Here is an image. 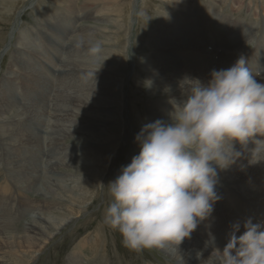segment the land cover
<instances>
[{
	"label": "rangeland",
	"instance_id": "obj_1",
	"mask_svg": "<svg viewBox=\"0 0 264 264\" xmlns=\"http://www.w3.org/2000/svg\"><path fill=\"white\" fill-rule=\"evenodd\" d=\"M85 13L89 17L78 19L76 28L87 25L81 34H90L94 41L101 43L102 51L98 57L90 56L87 46L83 47L82 54H72L70 45L75 34L67 37L64 45L59 39L49 44V40L44 38L51 33L50 25L71 24L73 17L78 14L85 16ZM188 24L192 27L187 29L186 32L191 33L187 37L186 32L180 31ZM219 24L221 27H218ZM13 27L17 28L9 42ZM25 42H34L32 50L35 55L32 54L26 63L21 64L15 57L16 46ZM164 43L177 46L174 50L178 57L165 58V54L161 53V44ZM6 44L7 50L3 56L0 55L1 97L16 98L23 101L21 105H31L39 100L45 102L47 98L56 100V83L62 85V90L72 91L82 87L81 90L88 89L91 93H80L88 97L85 100L90 106L83 110L84 115L82 111H76L74 117L75 122L87 125L89 136L83 128L81 133L65 138L63 144L73 148L75 153L68 155L71 157L68 163L61 165L60 162L52 172H46V176L51 175L54 179L48 197L37 191L41 182L43 185V179L37 180L36 184L28 181L20 189L7 178H11L10 166L5 160V151L0 148V196L12 203V207H3L2 215L7 216V220H3V226H0V250H3L0 251V264H13L12 255L18 258L17 264H178L157 247L130 250L124 246L120 233L103 223L104 211L112 199L108 184L120 174L123 166L131 163L133 156L139 154L140 145L135 137L141 127L156 120L170 122L174 103L181 104L179 100L187 99L178 87L185 78L198 79L207 84L213 69L229 68L243 56L253 73L262 71V78L256 76V79L264 83V0H0V52ZM234 44L243 46L244 51L230 52ZM228 51L230 53L226 56L235 58V61H230L231 64L222 57ZM85 52L86 55L83 54ZM67 55L66 62H77L78 67L71 65L68 73L62 75L60 62ZM79 55L83 58H78ZM163 68L166 71L161 70ZM96 69L103 79L93 85L91 79L99 78V75H91ZM74 80H80V86L72 83ZM30 89L35 91L31 95ZM63 94L58 102L71 105L70 94ZM26 112L28 114L29 111ZM14 113H17L15 109L1 118L7 120L16 115ZM28 120L36 121L26 118L20 133L28 135ZM46 121L45 114L42 123L45 125ZM1 134L0 131V137ZM38 138L39 134L34 139ZM261 139L264 137L257 134L244 147L233 141L236 150L241 153L236 159L238 162L223 170L217 169L220 176L216 185L219 200L207 219L223 229L224 245L233 231V225L239 223L243 227L245 222L235 215L238 207L251 212L259 207L264 213V144L257 146L253 143ZM35 149L37 151V147ZM250 154L252 163L247 160ZM239 164L240 172L237 170ZM259 192H262L261 197ZM251 201H259L261 205ZM248 203L249 209H246ZM39 205L45 208L43 215L51 219L52 225L40 232L37 244L41 243L36 247L37 244L32 245L25 239L27 232L24 225ZM226 210L231 214H226ZM14 212L16 216L22 215L15 217ZM223 218L225 220L222 221ZM235 221L238 223L235 224ZM61 222L63 227L56 230V224ZM240 229L238 232L242 234ZM196 238L191 235L189 239ZM74 255L73 261L68 259Z\"/></svg>",
	"mask_w": 264,
	"mask_h": 264
},
{
	"label": "clouds",
	"instance_id": "obj_2",
	"mask_svg": "<svg viewBox=\"0 0 264 264\" xmlns=\"http://www.w3.org/2000/svg\"><path fill=\"white\" fill-rule=\"evenodd\" d=\"M72 43L87 46L92 57L102 51L90 34H76ZM261 73H253L241 56L227 69H213L207 84L185 78L178 87L187 99L174 103L170 122L141 127L135 137L139 154L109 182L112 199L103 215L125 247L178 246L211 215L219 200L217 169L241 155L233 141L244 147L257 134L264 137V83L256 79ZM253 142L258 146L264 139ZM243 228L237 236L239 225H233L222 250L211 238L217 264H264V226L248 219Z\"/></svg>",
	"mask_w": 264,
	"mask_h": 264
},
{
	"label": "bare ground",
	"instance_id": "obj_3",
	"mask_svg": "<svg viewBox=\"0 0 264 264\" xmlns=\"http://www.w3.org/2000/svg\"><path fill=\"white\" fill-rule=\"evenodd\" d=\"M183 8V7H182ZM232 9V8H231ZM20 15V13L18 14V16ZM92 15V14H90ZM214 15V14H213ZM89 17V14L85 13L84 15H76L75 17L72 18L71 24L66 25L65 23H57V24H53L50 25L49 27V31L51 33H47L46 35L48 36H44V38H47L49 40V44L51 42H55V39H59L61 41V45H64L63 42L66 41L67 37H69L70 35L73 34H81L83 31H85V27L87 25H81L80 28L78 26V28H76V22L78 21V19H82V18H86ZM218 19V18H216ZM208 20V19H207ZM17 23V22H16ZM18 24V23H17ZM191 24L186 25V27L184 28L183 31L181 32H186L188 28H191ZM218 27H221V24L218 25ZM17 28V27H16ZM15 27H13L11 29L10 35H9V42L12 40V36L13 33L16 30ZM191 33L186 32V36H190ZM234 36V35H233ZM50 37V38H49ZM237 37V36H236ZM241 36H239L240 38ZM243 37V36H242ZM238 38V39H239ZM28 40V39H27ZM66 43V42H65ZM231 43V42H230ZM182 44H186V43H182ZM34 45V42H28L25 44L22 43L21 45L16 46V55L15 57L19 59V62L21 64H24V62L26 63L27 60L29 59V57L34 54L35 52L32 50V46ZM66 45V44H65ZM170 46H168L166 43L161 44V53L165 54V58H168L169 56L175 58L178 57L175 53V50L177 48V46H173L171 44H169ZM67 46V45H66ZM8 48V44H6L4 46V48L1 50L0 55L4 54V52L7 50ZM243 46H240L239 44H237L235 46L232 45L230 47V52L232 53H241L240 51L242 50ZM188 49V48H187ZM84 50V48H76L74 47L73 43H71L70 45V51L72 52V54L77 55V54H82V51ZM177 50V49H176ZM207 54V51L205 49H203ZM187 51V50H186ZM226 52L222 54L223 59L227 58L229 60V63L231 60L235 58L228 57L226 55H229L230 52ZM244 51V50H242ZM188 52V51H187ZM183 53V52H182ZM84 55H86V52L83 53ZM204 53L202 54L203 56H205L206 61L208 60V57L205 55ZM237 55V54H236ZM3 56V55H2ZM231 56V55H230ZM237 57V56H236ZM78 58L82 59L83 56L79 55ZM68 59V55L64 56L60 62V67H61V74H65L68 73L69 71V67L72 65L74 67H78L76 64L77 62H73L68 63L66 62ZM238 59V58H237ZM209 61V60H208ZM223 61V60H222ZM258 61V60H257ZM263 63V62H262ZM168 64V63H166ZM164 64V65H166ZM231 64V63H230ZM233 64V62H232ZM228 65V64H226ZM204 67V66H203ZM202 67V68H203ZM210 67V66H209ZM230 67V66H229ZM163 71H166L164 68L161 69ZM162 72V71H161ZM160 72V74H162ZM174 73V72H173ZM172 73V74H173ZM99 78L97 79H91L93 85L100 83L98 80H102L103 76L101 73H99V70L95 71L94 76H98ZM158 75V74H157ZM163 75V74H162ZM161 75V76H162ZM164 76V75H163ZM170 76V75H169ZM173 76V75H171ZM167 77V76H166ZM165 77V78H166ZM158 79V78H157ZM154 80V79H153ZM164 80V79H163ZM166 80V79H165ZM168 80V79H167ZM259 80V79H258ZM162 81V80H161ZM203 81V80H202ZM52 82V79H51ZM167 82V81H166ZM72 83H78L77 85L80 86V80H74ZM172 83V82H171ZM157 84V83H156ZM163 85V84H162ZM62 85H57V83L55 84V89H57L55 91V96H56V100H49L48 98L44 101L39 100L37 103H32L31 105H21L23 103V101H18L16 98H9L8 96H6L5 98L0 96V131L2 132L1 137H0V148L2 150L5 151L6 153V157L5 160L7 162V164H9L10 168L8 169L9 173H10V177H7L13 184H15L16 186H18L20 189L22 188V186L24 187L25 185H27L28 181H32V183H35L37 180H42L43 181V185L42 182L41 184L38 185L37 187V191H40L44 197H48L49 196V191L51 189V185H53V178L51 177V175H47L46 176V172H52V169H54L57 165L60 164L61 165L63 163H68V161L70 160L69 158H71L68 155H73L74 149L71 147H66V145H64V140L66 137H68L70 134H76V133H81L83 128H84V132L86 134V136H89V133L86 131L87 129V125L86 124H81L80 122H75L74 117H75V112L76 111H82L83 115L85 113V111H83L85 108H87V106H90L89 103L86 102L85 95L80 94V93H91L88 89H84L81 90L82 87H79L77 89H74L72 91H66V90H62L61 88ZM165 86V85H163ZM161 86V87H163ZM58 87V88H57ZM43 89V88H42ZM52 90V89H51ZM35 91L30 89L29 91V95L33 94ZM175 92V91H174ZM63 93H69L70 97L69 101L71 102L70 104H65L63 102H58V100H61L64 96ZM177 93H179V91H177ZM13 94V93H12ZM175 94V93H174ZM14 95V94H13ZM186 96V95H184ZM177 98H180L179 95L176 96ZM25 100V98H24ZM184 100H179L180 103H183ZM36 105V106H35ZM16 110L17 113H14L16 115L14 116H10L9 118H6L7 120H4V118L2 119L1 117H4L5 114H7L8 112H10L11 110ZM36 109V110H35ZM26 111H29L28 114ZM30 111H33L30 113ZM80 113V112H79ZM162 113V112H161ZM45 114L47 115L48 121L45 122V125L42 123V116ZM28 115V116H27ZM27 116V117H26ZM77 116V115H76ZM159 116V115H158ZM26 118H32L34 120H36L35 122H31V120H28L27 122V132L28 135L26 133H20V130L24 124V121ZM158 118V117H157ZM150 119V118H149ZM153 120V119H152ZM164 120V119H162ZM149 121V120H148ZM152 122V121H151ZM15 126V128L13 127ZM13 127V128H12ZM39 134V138L38 139H34L37 135ZM78 136V135H77ZM81 140V139H80ZM87 142V141H85ZM250 141H248L249 143ZM84 143V142H83ZM254 143V142H253ZM100 144V143H99ZM236 144V143H235ZM239 146V145H238ZM8 147H10V149H8ZM37 147V151L36 148ZM263 147V146H262ZM260 147V148H262ZM236 148V147H235ZM238 148V147H237ZM253 148V147H252ZM90 150V149H88ZM87 150V151H88ZM241 150V148H240ZM260 153V152H259ZM245 155V154H244ZM68 156V157H67ZM87 156V155H86ZM66 158V159H62V158ZM85 157V156H84ZM83 157V158H84ZM90 158V156L88 157ZM251 158L252 155L250 154L247 157V160L251 162ZM241 159V158H240ZM260 159V158H259ZM258 159V160H259ZM237 161V160H235ZM243 161H245V158L243 159ZM260 161V160H259ZM238 162V161H237ZM261 162V161H260ZM263 162V161H262ZM85 163V162H84ZM83 163V164H84ZM89 163V162H88ZM240 163V160H239ZM245 163V162H244ZM243 163V164H244ZM252 163V162H251ZM258 163V162H257ZM264 163V162H263ZM87 164V163H86ZM246 164V163H245ZM249 164V163H248ZM247 164V165H248ZM256 164V163H255ZM254 164V165H255ZM64 165V164H63ZM69 165V164H68ZM79 165V164H77ZM233 165V164H232ZM71 166V165H70ZM83 166V165H81ZM236 166V165H235ZM259 166V165H258ZM59 167V166H58ZM57 167V168H58ZM69 167V166H68ZM67 167V168H68ZM229 167V166H228ZM231 167V166H230ZM245 167V166H244ZM260 167V166H259ZM84 168V167H83ZM242 168V167H241ZM263 168V167H262ZM261 168V169H262ZM77 169V168H76ZM219 169V168H218ZM229 169V168H228ZM227 169V170H228ZM231 169V168H230ZM251 169V167H250ZM255 170H257L256 168H254ZM223 170V169H221ZM220 170V171H221ZM226 170V171H227ZM237 170H240V164L239 167L237 168ZM253 169H251L252 171ZM254 170V171H255ZM236 171V168H235ZM234 171V172H235ZM47 172V174H48ZM222 172V171H221ZM233 172V174H234ZM253 172V171H252ZM258 172V171H257ZM219 173V172H218ZM251 173V172H250ZM254 173V172H253ZM264 173V172H263ZM21 175V176H18ZM232 174V175H233ZM248 174V173H247ZM246 174V175H247ZM256 174V173H255ZM261 174V173H260ZM225 175V174H224ZM243 175V174H242ZM254 175V174H252ZM219 176V175H218ZM228 176V174L226 175ZM234 176V175H233ZM232 176V177H233ZM238 176V175H237ZM240 176V175H239ZM238 176V177H239ZM249 177V175H247ZM251 176V175H250ZM220 177V176H219ZM223 177V176H222ZM236 177V176H235ZM243 177V176H241ZM246 177V176H245ZM244 177V178H245ZM255 177V176H253ZM257 177V176H256ZM56 178V177H55ZM226 178V177H225ZM229 178V177H228ZM227 178V179H228ZM234 178V177H233ZM243 178V179H244ZM220 179V178H219ZM230 179V178H229ZM237 179V178H236ZM248 179V178H247ZM246 179V180H247ZM249 179H251L249 177ZM58 180V178H57ZM245 180V179H244ZM256 180V179H255ZM238 181V179H237ZM242 182H244L243 180H241ZM258 181V180H257ZM45 182H47V184H45ZM55 182V181H54ZM221 182V181H220ZM240 181H238L239 183ZM57 183V182H56ZM236 183V182H235ZM246 183V182H245ZM36 184V183H35ZM223 184V183H221ZM230 184V183H229ZM237 184V183H236ZM242 184V183H241ZM255 184V183H254ZM231 185V184H230ZM233 185V184H232ZM231 185V186H232ZM248 185V184H246ZM258 185V183H257ZM263 185V184H262ZM221 186V185H220ZM219 186V187H220ZM223 186V185H222ZM226 186V185H225ZM224 186V187H225ZM241 186V185H239ZM244 186V185H243ZM27 187V186H26ZM41 187V188H40ZM217 187V186H216ZM257 187V186H256ZM255 187V189H257ZM28 188H30V185H28ZM228 189L230 187H227ZM259 188V187H258ZM261 188V187H260ZM264 188V186H263ZM262 188V189H263ZM23 189V188H22ZM36 189V187H35ZM226 188H224L225 190ZM246 189V188H245ZM248 189V188H247ZM253 189V188H252ZM254 189V190H255ZM261 189V191H262ZM258 190V189H257ZM256 190V191H257ZM219 191V190H218ZM227 191V189H226ZM225 191V192H226ZM231 191V190H230ZM241 191V190H240ZM245 191V190H244ZM242 190V192H244ZM250 191V190H249ZM264 191V190H263ZM262 191V192H263ZM13 192V191H12ZM35 192V191H34ZM220 192V191H219ZM222 192V191H221ZM234 192V191H233ZM252 192V191H250ZM249 192V193H250ZM262 192H259V196L261 197L260 193L262 194ZM224 193V192H223ZM238 193V192H237ZM240 193V192H239ZM247 193V192H246ZM245 193V194H246ZM248 193V194H249ZM253 193V192H252ZM24 194V192L22 193ZM221 194V193H219ZM226 194V193H225ZM248 194L246 196H248ZM258 194V191H257ZM223 194H221L222 196ZM240 195V194H239ZM243 196V194H241ZM251 195V193H250ZM256 195V194H255ZM41 196V195H40ZM224 196V195H223ZM222 196V197H223ZM253 196V195H251ZM258 196V197H259ZM60 197V196H59ZM250 197V196H249ZM254 197V196H253ZM257 197V198H258ZM57 198V196H56ZM244 198V196H243ZM248 198V197H247ZM8 198L0 196V226H3V224H1L3 222V220H7V216L4 217L3 214V207H9L8 205H10L12 207V203L11 201L7 200ZM17 199V198H16ZM29 199V198H28ZM50 199V198H49ZM59 199V198H58ZM224 199V198H223ZM249 199V198H248ZM255 199V198H254ZM261 199V198H260ZM64 200V198H63ZM221 200V199H220ZM19 201V200H18ZM46 201V200H45ZM50 201V200H49ZM222 201V200H221ZM225 201V200H224ZM248 201V200H247ZM254 201V200H253ZM251 201V203H258ZM26 202V201H25ZM15 203V202H14ZM27 203V202H26ZM224 203V202H223ZM215 204V203H214ZM222 204V203H220ZM260 204V202H259ZM223 205V204H222ZM257 205V204H256ZM261 205V204H260ZM259 205V206H260ZM217 206V205H216ZM258 206V205H257ZM222 207V206H221ZM255 207V206H254ZM23 208V207H20ZM27 208V207H26ZM220 208V207H219ZM223 208V207H222ZM221 208V209H222ZM256 208V207H255ZM259 208V207H257ZM44 207L39 205L38 208L35 207L34 208V215L25 222V229L27 234L25 235V239H27V242L31 241V244H37V240L39 241L38 236H40V232H43L48 225H52L50 223L51 219H48L47 217H45L43 215L44 212ZM19 210V209H18ZM18 210H14L15 212H19ZM225 210V209H224ZM229 210V209H228ZM234 210V209H233ZM223 211V210H222ZM13 213L15 217H20V214L17 215V213ZM224 212V211H223ZM227 212V210H226ZM23 213V212H22ZM219 214V212H217ZM229 212H227L226 214H228ZM25 214V213H24ZM23 214V215H24ZM212 214V213H211ZM231 214V213H229ZM264 214V213H263ZM22 215V214H21ZM26 216V215H25ZM52 216V215H51ZM219 216V215H218ZM224 216V215H223ZM228 216V215H227ZM18 217V218H19ZM22 217V216H21ZM210 217V216H209ZM216 217V216H215ZM214 217V219H215ZM234 218V216H233ZM237 218V217H236ZM23 220V218H21ZM57 219V218H56ZM55 219V220H56ZM207 219V218H206ZM232 219V217L230 218ZM230 219H227L228 222H230ZM13 220V219H12ZM54 220V221H55ZM212 220V219H211ZM225 220L224 218L222 219V221ZM64 221V220H63ZM68 221V220H67ZM66 221V222H67ZM60 222V221H59ZM236 222V221H235ZM220 223V222H218ZM225 224H227L228 226L230 225L229 223L225 222ZM233 223V222H232ZM238 222H236L235 224H237ZM239 224V223H238ZM16 225V224H15ZM55 225V224H54ZM221 225V223H220ZM54 227V226H53ZM63 227V223L61 222L60 224H56L55 228L56 230H58L59 228ZM239 227L241 228L240 231L241 233L244 232V229L241 225H239ZM233 228V227H232ZM15 229V228H14ZM12 228V230H14ZM9 230V229H8ZM55 230V231H56ZM225 230V229H224ZM1 231V229H0ZM11 231V230H10ZM15 232V231H14ZM12 233V232H11ZM46 233V232H45ZM57 233V232H56ZM236 235L239 236L241 235L239 232H236ZM5 236V235H4ZM46 237V236H44ZM193 238V237H192ZM11 239V238H10ZM25 239L23 238V241H25ZM50 239V238H48ZM42 241V240H41ZM47 241V240H46ZM5 242V241H3ZM17 242V241H16ZM21 242V241H20ZM225 242V241H224ZM41 243V242H40ZM40 243H38L37 245H35L36 247H39ZM42 245V244H41ZM19 246V245H18ZM6 247V246H5ZM14 247V246H13ZM25 247V246H24ZM34 247V246H33ZM168 258H171L173 260L176 261V263L178 264H217V261L215 259V255H214V251L212 249H210L209 247H207L201 240L199 239H189V238H185L178 246L172 244V243H165L163 247H158ZM0 249H2V247L0 246ZM8 249V248H7ZM29 249V248H28ZM23 250V249H22ZM3 251V250H0ZM1 253V252H0ZM29 253V252H28ZM3 254V253H2ZM32 254V253H31ZM73 254V253H71ZM1 255V254H0ZM21 255V254H20ZM2 256V255H1ZM104 256V255H103ZM8 257V256H7ZM24 257V256H23ZM74 256H69V260L74 259ZM166 257V258H167ZM1 258V257H0ZM11 259H13V264H17L18 263V258L15 255H12L10 257ZM32 258V256H31ZM77 258V257H76ZM1 261V259H0ZM9 261V260H8ZM79 262V261H77ZM74 263V262H73ZM9 264V263H8Z\"/></svg>",
	"mask_w": 264,
	"mask_h": 264
}]
</instances>
